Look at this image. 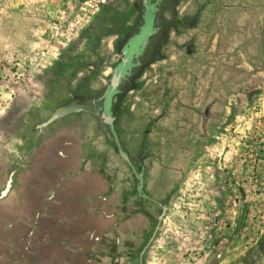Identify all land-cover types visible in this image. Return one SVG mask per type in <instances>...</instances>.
Listing matches in <instances>:
<instances>
[{
    "label": "rangeland",
    "instance_id": "1",
    "mask_svg": "<svg viewBox=\"0 0 264 264\" xmlns=\"http://www.w3.org/2000/svg\"><path fill=\"white\" fill-rule=\"evenodd\" d=\"M141 1L0 0V194L10 178L17 184L0 200V264H19L1 234L22 237L32 227L27 216L39 200L19 191L28 170L42 166L34 153L57 152V143L42 144L44 133L74 135L81 126L75 135H83L96 120V137L81 144H105L103 173L124 167L101 112L77 113L102 105L99 77L115 66L112 44L116 58L140 26L132 16L142 14ZM163 1L155 44L113 108L123 149L145 155L146 137L161 144L149 135L156 120L180 105L161 152L167 211L143 264H264V0ZM80 81L90 85L81 95ZM67 140L74 150L78 142Z\"/></svg>",
    "mask_w": 264,
    "mask_h": 264
},
{
    "label": "flooded vegetation",
    "instance_id": "2",
    "mask_svg": "<svg viewBox=\"0 0 264 264\" xmlns=\"http://www.w3.org/2000/svg\"><path fill=\"white\" fill-rule=\"evenodd\" d=\"M163 2V0L141 1L143 8L142 14L141 10L137 9L134 16H132L135 18V21L141 22L140 26L131 34L127 32V35L123 37V45L116 58L113 57L114 46L112 44L110 59H116L115 66L110 68L109 72L103 73V77H99L101 80L100 84L105 90L102 105L98 106L97 104H93L88 106V104L83 103L89 108L92 107V109L85 111L82 110L77 113V115L83 114L89 117H95L101 112L103 123L109 127L113 133V129L115 130L114 126L112 129L104 116L105 114L107 115V113L114 115L113 108L115 99L122 94L123 88L129 86L133 79H135L136 70L142 66L141 61L149 53L152 46H154V40L159 33V20ZM132 7L133 10L136 9H134V5ZM126 13H128L129 16L132 15L133 12L129 11ZM140 18L141 20H139ZM90 50L89 54L96 59H104L92 48ZM130 59H133V61ZM131 61L134 65L129 66V62ZM126 68L130 75L126 78L120 79L117 91L113 94V89L111 87L113 86L116 77L117 79L122 77L121 73L122 71H125ZM90 69H93V67H90ZM109 75L110 77L106 79ZM135 82L136 79L134 80V83ZM77 84L79 85V89H83L79 90L80 95L83 91L86 93L88 88H90V85L83 84L82 81ZM175 95H180L178 89H176ZM171 100L167 101L170 102ZM179 106L180 105L177 104L174 107H166L163 111V116L156 120V124L154 123L152 126L149 135L154 130L153 134L155 136L156 134L161 136V144L151 145V143H153L150 142L149 139L151 135L146 137L144 144H147V146H144V148L151 151L147 152L145 155L143 153L131 155L125 151L121 141H119V137L116 138L113 133L119 149L118 155L122 164H124V167L119 168L116 166V163H113L110 169H107L106 172H104L107 175L106 184L109 189L107 197L108 211L105 216H102V219L104 218L105 220V223L103 224L105 227L98 226L99 229L96 237L91 242L92 247L83 251L82 254L77 255L74 264H143L144 255L148 247L151 245V242L156 237L155 235L160 228L167 211V206L163 203L160 193V191L163 190L161 188L162 182H159V180L162 181V174H165L167 170L163 161L161 162V152L164 153L165 151H169L167 147L168 144L163 143V139L169 141L173 135V130H171V128L174 127L177 113L180 112ZM54 121L55 123L59 122L60 117ZM94 122L97 123L96 120H89L84 123L85 125L83 124L84 129H86L85 134L83 135H80L79 133L75 135L77 129L79 131L81 129L83 130L81 126L75 127L74 135H72V132L69 130L67 131L66 128L64 130H58L53 134L46 132L44 133L42 144L45 145L50 141L57 143L63 139H75L78 143H81L86 137L94 139L96 137L94 130L96 127L93 125ZM27 128L28 127H26L25 130H27ZM27 138L28 136L26 132L25 140L20 142L23 151L24 148H27ZM157 139L159 138L156 137V140ZM163 144L166 145V147H164ZM119 147L122 148L127 159L121 155ZM22 149H19V152L22 151ZM155 151H158L159 153H156ZM83 153L84 155L88 154L87 152ZM40 154L41 152L36 151L34 153L35 158L40 156ZM19 175L21 177L20 179H22V173H19ZM58 180L59 178L53 179L51 184H58ZM16 187L17 184H15L14 177L10 178L7 181L5 188L1 191L0 200L6 198L11 193L12 189ZM40 198L41 197L37 199L39 200L37 205L39 211L36 214L38 215L36 218H40L41 214L42 199ZM35 211H37V209H35ZM37 223H39V221H37ZM101 228L105 231L102 230L99 232ZM28 231L26 230L22 237H15V234L14 236L12 234L8 235L7 233L1 234L6 238L4 244L8 245L7 252L14 254V256L17 257L19 264H30L32 262V256L26 249L28 240H26L25 235ZM17 241L19 242L20 247L18 250L14 249ZM1 249L2 248H0V251H3ZM1 254L2 252H0V259L3 257Z\"/></svg>",
    "mask_w": 264,
    "mask_h": 264
},
{
    "label": "crops",
    "instance_id": "3",
    "mask_svg": "<svg viewBox=\"0 0 264 264\" xmlns=\"http://www.w3.org/2000/svg\"><path fill=\"white\" fill-rule=\"evenodd\" d=\"M112 117L114 124V115ZM61 141L57 142L56 153H50V156L48 152L40 154L42 166L38 164L27 172L19 191L26 193L27 200L31 192L36 199H42L40 218H36L38 207L27 216L32 223L31 230L25 235L28 240L26 249L32 256L30 264H74L77 255L92 247L98 226L105 223L102 216L108 211L109 189L107 175L100 171L107 163V158L102 157L105 144L101 140L86 141L84 145L79 142L75 147L79 146V150L76 151ZM81 145L87 155H84ZM52 177L59 178L58 184L50 183ZM39 180L42 181L41 192L36 188L40 186ZM14 249H20L18 241Z\"/></svg>",
    "mask_w": 264,
    "mask_h": 264
},
{
    "label": "water",
    "instance_id": "4",
    "mask_svg": "<svg viewBox=\"0 0 264 264\" xmlns=\"http://www.w3.org/2000/svg\"><path fill=\"white\" fill-rule=\"evenodd\" d=\"M130 60L133 61V59H130ZM132 61L129 62V66L134 65V64H132ZM125 75H126V76H125ZM128 75H130V73H128V70H127V68H126V70H125V71H122V73H121V76H122V77H120V78H118V79H117V77H116V80L114 81V84H113V86L111 87V88L113 89V91H112L113 94L117 91V87H118V84H119L120 79H121V78H126ZM109 90H110V89H109ZM104 117H105V119L107 120V122L109 123V125H110V126L112 127V129H113V126H114V125H113V118H112V115H111L110 113H107V115L105 114ZM113 133H114V135H115L116 138H117V135H116V132H115L114 129H113ZM119 148H120V153H121V155L127 159V157H126L125 153L123 152L122 148H121V147H119Z\"/></svg>",
    "mask_w": 264,
    "mask_h": 264
}]
</instances>
